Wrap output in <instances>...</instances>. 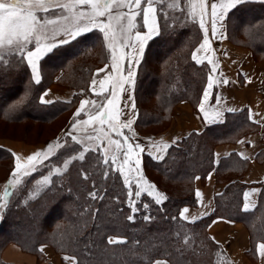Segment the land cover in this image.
<instances>
[{"label": "trees", "instance_id": "trees-1", "mask_svg": "<svg viewBox=\"0 0 264 264\" xmlns=\"http://www.w3.org/2000/svg\"><path fill=\"white\" fill-rule=\"evenodd\" d=\"M156 8L162 35L147 43L135 87L136 126L141 132L148 128L164 129L174 107L182 101H189L197 110L211 72L209 63H197L193 59L203 32L191 17L185 0L176 7L163 0ZM161 10L167 18H161ZM227 37L232 44L249 48L255 60H264V2L247 1L233 9L227 16ZM151 52L157 57L152 63ZM107 59L109 51L103 34L95 29L43 57L39 84L33 81L26 59L19 54L5 57L4 65H0V117L8 122H53L60 116L71 115L74 105L88 91L97 63L104 64ZM55 81L76 88L72 101L41 102V94ZM148 82L154 89L146 87ZM256 130L264 132V126L252 122L247 110L228 112L223 122L175 141L160 161L140 154V169L156 188L151 195L142 191L140 197L134 198V208L139 210L132 222L127 219L133 214L128 192L136 191V179L128 188L115 170L116 162L103 164L99 148L85 152L83 160L71 158L65 171L53 174L52 183L38 196L26 202L10 200L0 220V250L13 242L25 251L39 254L40 246L49 244L56 252L74 257V264L77 261L79 264H152L157 258H165L172 264H223L225 252L211 239L207 227L217 217L241 221L249 230L252 248L264 242V181L257 207L244 212L242 202L247 184L235 178L241 176L248 163L233 153L220 164L226 176L229 173L232 178L223 192L216 195L215 211L199 221L187 222L181 218L180 210L184 205L197 204L194 179L214 167L216 145L234 143ZM53 140L51 137L49 142ZM122 142L123 155L130 143ZM75 149L80 152L85 148L77 141L66 143L47 161L60 165L68 159L63 157ZM136 158L134 150L130 159ZM4 159L12 164V153L0 146V161ZM151 173L166 181L171 191ZM41 174L35 172L32 178ZM8 180L6 177L4 182ZM92 192L103 199H92L89 195ZM157 193L161 195L157 197ZM157 199L162 202L157 203ZM144 204L149 207L145 209ZM146 215L151 217L150 222L145 221ZM112 235L122 236L127 242L109 245ZM0 264L11 263L0 256Z\"/></svg>", "mask_w": 264, "mask_h": 264}, {"label": "crops", "instance_id": "crops-1", "mask_svg": "<svg viewBox=\"0 0 264 264\" xmlns=\"http://www.w3.org/2000/svg\"><path fill=\"white\" fill-rule=\"evenodd\" d=\"M191 15L200 25L201 17L204 20L205 28L207 29V37L209 39V45L201 51H197L200 45L203 43L205 37V30L202 29L203 39L200 45L196 48L195 61L207 62L211 65V72L208 75L212 77L214 87L209 90V96L204 98V91L198 106L195 110L191 103L188 101L180 102L173 111L172 123L170 127L158 135H139L134 130V125H131L130 129L123 128L122 125L131 118L133 123L137 116L136 106L134 109L131 105H135L134 90L136 85V76L139 64L132 65V71L134 73L133 82L131 84L125 83L124 87L128 89L127 92H122L119 86V77L121 74L127 75L128 61L123 58V54L126 53L127 47L123 45H115L114 50L119 51L116 56L120 58V68L122 73H118L112 70V63L107 64L104 72H100V77L95 78L96 84L92 85V93L97 97L108 96V93H104L102 96H98L95 93H100L103 90L97 85L101 80H105L104 88L109 92L115 88L117 93L115 99L116 107L110 111L115 114V119L109 121L115 125V130H110L107 124L101 125L100 121L94 119L100 108L97 107L95 113L87 115V121L85 123L91 130H82L80 132L70 131L71 136L76 133L78 135L77 142L85 149H101L102 155L105 158L115 156L118 167H123L124 175L128 177L129 181L137 177L143 176L142 170L137 173L133 170L129 173L128 165L123 164L122 149L117 148L116 145H109L108 139L121 140L123 145V138L117 135V132H122L124 136L129 137L128 141L131 145L139 143L144 151L139 149L134 150L136 153L148 154L152 159L156 161L162 160L167 152L168 148L177 140L187 136L192 132H202L207 126L221 123L225 120L228 112H240L243 110L248 111L249 119L260 127L264 126V60L257 61L253 58L252 52L249 48L243 46H237L232 44L227 37V17L223 22V27L220 23L217 24V38L212 37L211 32V3L216 2L218 5L220 0H203V9L201 0H189ZM264 2V0H247ZM69 0H55V3L46 4L45 6L54 9L46 15L56 13L59 9L57 4H66ZM204 11L207 14H203ZM219 12V7L217 9ZM158 22V20H157ZM82 24V23H81ZM158 28L159 25L157 24ZM147 25H145V31H147ZM74 30V26L71 28ZM144 32H141L142 34ZM220 32L224 33L223 38H220ZM135 34L132 35L131 42L134 41ZM146 47V45H145ZM31 51H35V48ZM125 51V52H124ZM128 56L135 55V48L128 49ZM26 56V54H25ZM45 57V56H44ZM143 56L140 57V61ZM40 61H38V68L40 70ZM211 61V62H210ZM198 63V62H197ZM30 67V66H29ZM215 67V71H213ZM107 76V79H106ZM228 80L229 83H223L224 80ZM41 80V74H40ZM208 80L205 88L207 87ZM204 88V89H205ZM73 96V90L66 87L52 85L48 87L41 95L44 101H70ZM40 97V100H41ZM131 97V99H129ZM89 101L84 97L81 101ZM81 101L77 109L81 107ZM51 102V103H52ZM125 104L129 107L125 108ZM203 105V108H201ZM233 109L234 111H228ZM84 111H88L87 105L84 107ZM220 113L218 116L217 113ZM75 128L81 126V120L74 123ZM83 129V127H80ZM103 128V133H99L98 130ZM98 139L90 140L89 137H97ZM7 147H10L6 145ZM237 154L242 160H246L248 163V169L241 177L235 179H241L247 184V187L243 194L242 210L247 203L248 210L244 212L253 211L259 202L260 193L262 190L261 183L264 181V132L262 130L254 131L252 133L242 136L238 141L234 143H221L214 148V167L206 175H197L195 177V195L197 198V204L195 206L184 205L180 210L184 209L188 211L181 218L187 222H196L203 218L210 216L216 208V195L223 192L227 185L226 172L223 167H220L221 161L226 159L231 154ZM133 165V169H134ZM123 178V177H122ZM226 179V180H225ZM199 192V197H197ZM248 194L247 201L245 200V194ZM207 231L213 241L220 246L225 252L226 258L223 264H264V251L259 249L260 244L264 242H258L255 247L252 248L250 234L247 226L237 220H230L222 217L213 219L208 227ZM118 239V238H116ZM48 251V249H47ZM46 251V252H47ZM55 255V254H54ZM50 252V259L53 264H63L64 261L69 264H74L75 260L62 259L59 257V261H56V256ZM3 260L11 264H36V258L32 255L24 253L19 246L10 244L3 252ZM152 264H172L165 258H157Z\"/></svg>", "mask_w": 264, "mask_h": 264}, {"label": "snow or ice", "instance_id": "snow-or-ice-1", "mask_svg": "<svg viewBox=\"0 0 264 264\" xmlns=\"http://www.w3.org/2000/svg\"><path fill=\"white\" fill-rule=\"evenodd\" d=\"M163 0H69V3L66 4H57L56 7L61 9H66L69 12H72L75 16L77 23L74 25V30L67 27H52L49 28V25L55 24L53 20L45 19L43 16H38L37 11L43 13H49L50 11H54V9H50L46 7V4L55 3V0H0V65H4L5 57L12 56L15 57L17 54L21 56V58L26 59V63L30 66L32 79L36 84L40 83V70L38 68V61L42 59L44 56H47L54 52L55 49L60 47L61 45L68 44L70 41L77 39L84 33H88L95 30H98L103 34V38L105 41L116 40L118 38L117 29L113 26V21L116 22L117 25H120V33H128L135 27L134 20L137 16L143 17L145 25H147V31L143 34L139 31L135 33V39L132 42H129L127 39L124 40L123 47L127 48H135V55L128 56L126 53L123 54V58L128 61L127 75L124 76L121 74L119 77V86L122 92H127L128 89L124 87L125 83L131 84L133 82L134 73L132 71L133 64L140 63V57L144 54L145 45L154 40L155 38H159L162 33L160 32L157 26V8L154 7L155 4L162 3ZM247 0H220L219 5L216 2L211 3V32L212 37L217 38V24L220 23L221 27H223V22L228 14L238 6L246 3ZM202 9H203V0H201ZM77 5H91L92 12L86 13L84 11H80L78 13L75 12V8ZM143 5V6H142ZM219 7V12L217 11ZM119 8H127V12H113V9ZM203 14H207L204 11ZM161 18H167V14L161 10L159 13ZM98 17H106V20H98ZM127 18V26L121 25V21ZM84 20L85 23L81 26L78 21ZM200 27L205 30V37L203 43L200 45L197 51H201L205 49L206 46L209 45V39L207 37V29L205 28V23L203 18L200 20ZM60 32L64 33V37L59 39L56 42H48L42 43V39L54 40ZM220 38H223L224 33L220 32ZM35 46V51L28 50V46L33 44ZM108 48H113L114 45L109 43ZM8 51H5V49ZM26 52V56H25ZM193 59H196L195 54L193 55ZM112 70L118 73H122L120 68V58H118L114 53L112 57ZM198 63H202V61H197ZM211 62V61H210ZM107 69V66H106ZM106 69H100L97 71V75L100 72L106 71ZM215 67H213V71H215ZM107 79V77H106ZM100 87L103 90L100 93H95L98 96L104 95V93H108V96L105 97L103 102L92 101L93 107L100 108V111L97 113L94 119L100 121L101 125L107 124L110 130H115V125L109 123V121L115 119V114L110 111V107L114 109L115 99L117 93L115 88L109 92L108 89L104 88L105 80H101ZM223 83H229L228 80H224ZM96 84V80L92 81V85ZM214 87L212 82V77L209 76L207 87L204 89V98L207 99L209 96V90ZM131 99V97H129ZM41 102L43 103H51L52 101H44L43 97H41ZM89 104V101H81V107L78 109L76 116H79L81 112L84 110L85 105ZM110 106V107H109ZM129 105L125 104V108H128ZM131 108L134 109L135 105L132 104ZM203 108V105H201ZM228 111H234L233 109H228ZM219 116L220 113L218 112ZM84 123H87L85 121ZM133 124V120L129 118L123 125V128L130 129ZM75 127V125H74ZM99 133H104L103 128L98 130ZM70 135V133H69ZM117 135L122 136L124 143H127L129 137L124 136L122 132H117ZM97 137H89L88 139L94 140L98 139ZM75 141L76 138L72 137ZM109 145H116L117 148H123L121 140H112L108 139ZM52 145L48 146V149L43 153L37 151L36 153L29 155L27 157V163H21L17 158L16 165L14 171L11 173V177L14 179H10L5 189V197L9 195L8 188L14 185L21 183V173L24 177L32 175V173L37 172L39 167H42L44 164V160H46L50 154H52L51 149ZM57 148L64 147V145L57 144ZM135 149H139L141 152L144 149L141 148L140 144H135ZM133 145L129 144L127 149L123 152V164L128 165V171L131 173L135 170L137 173L140 172V164L141 161L139 159V152L137 153V158L133 161L130 159L131 153L134 151ZM95 149H84L78 156H73V160H83L85 158L84 152L94 151ZM116 157H110L103 159V164L108 165L110 162L115 164ZM70 160H65V167L70 163ZM133 165L135 166L133 169ZM30 169V171L26 170ZM122 177L125 185L128 188L132 187V182L129 181L128 177L124 175L123 167H118L115 169ZM109 172H105L104 176L107 178ZM85 178L87 175L85 174ZM142 179V176H141ZM52 183L50 177H44V184L47 185ZM154 186L149 185L148 188L152 189ZM147 191V190H145ZM152 193L149 191L148 195ZM92 199H103V197L98 196L96 192H92L89 194ZM142 195L141 191H129L128 196L132 199V204L130 208L133 210V214L127 217L128 221L132 222L135 218V212L139 209L134 208L135 205V197H140ZM161 194L157 193V197ZM199 192H197V197H199ZM219 195V194H218ZM248 194H245V200L247 201ZM157 203H161L160 199H157ZM7 200L4 201V204H0V209L6 207ZM145 209L149 207V205H142ZM248 210L247 203H245L244 209ZM187 209L182 210L181 216L187 212ZM146 222H150L151 217H144ZM175 219V218H173ZM127 241L120 239H112L108 240L109 245L126 243ZM187 241H185L186 243ZM259 249L264 251V244L259 245ZM43 249L41 248V251ZM67 259V258H66ZM75 260V258H72ZM76 264H79L77 261Z\"/></svg>", "mask_w": 264, "mask_h": 264}, {"label": "rangeland", "instance_id": "rangeland-1", "mask_svg": "<svg viewBox=\"0 0 264 264\" xmlns=\"http://www.w3.org/2000/svg\"><path fill=\"white\" fill-rule=\"evenodd\" d=\"M182 1L183 0H169L172 7L178 6L180 4V2H182ZM185 3L189 7V11L191 14L190 1L185 0ZM154 7H156V4L154 5ZM80 11H84L86 13H91L92 12L91 5H77L75 8V12L78 13ZM117 11L127 12L128 9L127 8H119V9L114 8L113 9L114 13ZM37 15L43 16L45 19L53 20L55 22V24L49 25V28L67 27V28L71 29L77 23L75 16L73 15L72 12H69L68 10L61 9V8H59L56 11V13H53V14L50 13V15H48V14L46 15L43 12L37 11ZM191 17H192V15H191ZM97 19L98 20H106V17H98ZM157 20H158V17H157ZM247 20L248 19H246V21ZM78 23L82 26L85 23V21L80 20V21H78ZM134 24H135V27L133 29H131L130 32L124 34V33H120V25H117L116 22L113 21V26L117 29V32H118V38L116 40L109 39L108 41H105L106 47L108 48L107 45L109 43H112L114 46L115 45H123L125 39H127L129 42H131L132 35H134L137 31H139V32L145 31V23H144L142 15L137 16L135 18ZM157 24L159 25V21L157 22ZM121 25H123L125 27L127 26V18H125L124 20L121 21ZM63 37H64V33L60 32V34L57 35L54 40L42 39L41 42L42 43L56 42ZM34 48H35V46L33 43V44L28 46V49L26 51L32 50ZM128 49L129 48H127L125 50L126 54H128ZM5 51H8V49L6 48ZM108 51H109V59H107V61L104 64L99 65L97 63L96 66H98V67H96L93 70V75L91 76V79L89 81L87 92H89V91L92 92L91 91L92 90L91 89L92 88V81L95 80V78L100 77L99 74L97 75V71L105 68L107 66V64L111 62L112 57H113V53L116 55L119 52V51H115L114 47L111 49L108 48ZM25 54H26V52H25ZM105 58H107V55H105V53H104L103 59H105ZM156 60H157L156 55H154L151 52L150 57H149V61L152 63V62H155ZM141 61H142V59H141ZM141 61H140L139 66H138V70H139ZM40 64H41V61H40ZM138 70H137V75H138ZM40 74L42 76L41 67H40ZM60 74H61V72L57 73L55 75V79H58ZM136 81H137V76H136ZM105 84H104V86H106ZM52 85H58V86L66 87L68 89L73 90V96H72V99L70 101L73 100L75 93H76V88L74 86L61 84L58 81L51 83L49 85V87ZM97 85L101 89L100 84L97 83ZM135 87H136V85H135ZM146 87L149 89H154L153 88L154 85L149 83V82L147 83ZM87 92L74 105L71 115L66 114L64 116H60L58 119L54 120L53 122H35L32 120L8 122V121H5L2 117H0V146L8 149L10 151L12 153V159H13L12 164L10 163V161L8 159H4V160L0 161V204H4L5 200H7V205H8V204H10V200H12L11 203L14 202V200L15 201L21 200L23 202H26L29 199L35 198L41 192H43V190L50 184V183L47 185L44 184V177H46V176L50 177V180H51V177L53 176V174L61 173V172L65 171V169L67 168V167H65V163H64L65 160L60 165H58L54 162L53 163L48 162L47 159L50 158L51 156L55 155L59 151L60 148L56 147L57 144H60V145H65L66 143L71 144L74 142L72 137L78 138V135L76 133H71V134H74L73 136H71L68 134V132H70V131L80 132L82 130H91L84 123V120L86 119L87 115L95 113V111L97 109V107H95V108L93 107L91 102L96 101V102L100 103L103 100L102 99L103 97H97V96L92 95L90 93L88 94ZM134 96H135V90H134ZM84 97H86L89 100V104H87L88 111L81 112V114L79 116H76L75 114L78 111L77 108L80 104V101ZM176 106L174 107V109L176 108ZM174 109H173V111H174ZM173 111H172V117H173ZM67 116H68V118H67ZM172 117H171L170 122L167 124V126L164 129L148 128L144 132H141L136 126V118H137V116H136L135 121L133 123L134 130L139 135H153V136L158 135L160 133H163L164 131H166L170 127V125L172 123ZM79 120H81V126L83 127V129L80 128L81 126L78 128L74 127V123L76 121H79ZM150 131L154 132V133L156 132V133L155 134L145 133V132H150ZM256 131H258V130H256ZM250 133H252V132H250ZM51 137L55 138V140H53V142H49V139ZM75 141H77V139ZM6 145H8L10 147H7ZM49 145L53 146L51 149L52 154H50L49 157L46 160H44L43 166L39 167V170L37 171V172H42V174L40 176L32 178V176L34 175L35 172L32 173V175L27 176V177H24L21 173V183L14 185L12 187H9L8 188L9 195L7 197H5L6 185L8 184L10 179H14L13 177H11V173L15 169L17 158L19 159V161L21 163H27V157L29 155H32V154L36 153L37 151H40L43 153L45 150L48 149ZM217 145H219V144H217ZM19 149H20V153L18 152V154H17V150H19ZM83 151H84V149L81 150L80 152H78L76 149L72 150V151H70L71 153L66 154L63 158H68L66 160H71V158L73 156H78ZM121 156L123 157V155H121ZM115 162L117 163V161H115ZM247 169L248 168H246V170ZM26 170L30 171V169H26ZM246 170L241 174V176L246 172ZM151 175L155 180H157L160 183V185L164 186L166 189L171 191L170 186L168 185V183H166V181L162 180V178H160L155 173H151ZM143 176L144 177L142 179L140 177H137V179L135 180L138 183V186H136V191L139 190L142 192V191L147 190L148 192L150 191L152 193V191L155 190V188H156L155 185L152 189H149L148 186L151 183L148 182L147 177L145 175H143ZM6 177H9V180L4 182ZM230 178H232V177H230ZM230 178L227 179V182L229 181ZM194 186H195V179H194ZM153 193H155V191ZM11 196H13V198H10ZM16 197H19V198L16 199ZM7 205H6V207H7ZM6 207L0 209V220L2 219L3 211L5 210ZM248 232H249V230H248ZM110 238H112V239L118 238V239L124 240V241L126 240L122 236H116V235H112L109 237V239ZM10 244H15V245L19 246L18 244L13 243V242L9 243L8 245H10ZM8 245H6L2 251L0 250V256L2 259H3V257H2L3 252ZM41 248L43 249L42 251H41ZM210 248L212 250V247H210ZM20 249L22 251H24V253L34 256L36 258V264H53V262L51 260L52 258L50 259V252L51 251H52V255L55 254L54 256H56L57 262L59 261V257H57L59 255L62 256L63 260L66 258H67L66 260L72 259V257L69 255H65V254H61V253L56 252L55 249L49 244H42L39 248V250H40L39 254L35 253V252H29L27 250L25 251L22 249V247H20ZM47 249H48V251H47ZM63 264H69V263L64 261Z\"/></svg>", "mask_w": 264, "mask_h": 264}, {"label": "bare ground", "instance_id": "bare-ground-1", "mask_svg": "<svg viewBox=\"0 0 264 264\" xmlns=\"http://www.w3.org/2000/svg\"><path fill=\"white\" fill-rule=\"evenodd\" d=\"M18 149V148H17ZM18 152L20 153V149L19 150H17V154H18Z\"/></svg>", "mask_w": 264, "mask_h": 264}]
</instances>
